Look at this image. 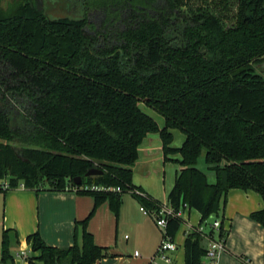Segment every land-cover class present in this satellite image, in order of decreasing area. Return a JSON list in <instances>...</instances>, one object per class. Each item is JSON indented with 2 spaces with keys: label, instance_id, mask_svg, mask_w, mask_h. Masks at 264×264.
Segmentation results:
<instances>
[{
  "label": "trees",
  "instance_id": "obj_1",
  "mask_svg": "<svg viewBox=\"0 0 264 264\" xmlns=\"http://www.w3.org/2000/svg\"><path fill=\"white\" fill-rule=\"evenodd\" d=\"M4 1L0 180L95 198L76 222L73 246H50L39 232L27 237L43 264H95L110 256L88 223L106 201L118 215L124 194L140 189L133 168L150 133H159L165 161L180 168L168 198L174 208L187 204L200 222L223 221L230 190L264 199V75L257 68L264 61V0H70L80 15L58 17L46 3ZM142 105L163 116L164 126ZM174 129L185 135L180 147L172 146ZM201 156L214 182L197 166ZM92 168L104 172L86 177ZM132 195L149 211L157 208L147 193ZM251 217L264 226V209ZM181 223L170 219L167 232L175 236ZM9 241L5 230L3 262L13 258ZM207 243L189 233L185 264H208Z\"/></svg>",
  "mask_w": 264,
  "mask_h": 264
},
{
  "label": "crops",
  "instance_id": "obj_2",
  "mask_svg": "<svg viewBox=\"0 0 264 264\" xmlns=\"http://www.w3.org/2000/svg\"><path fill=\"white\" fill-rule=\"evenodd\" d=\"M148 113L161 127L164 126L165 119L160 120L156 115ZM172 132L174 135V130ZM172 146L180 147L174 146L173 143ZM173 156L171 155L170 158L179 159L175 158V154ZM166 162L159 133L148 134L139 146V157L133 168L132 181L135 186L159 202L168 201L180 169L179 166L174 165L173 179L163 189L159 188L158 184L153 183L155 169L158 166V172L163 171L165 184V171L160 170L165 168ZM156 180L159 183V179ZM214 181L215 177L213 181L210 180V182ZM5 183L9 181L0 180V191L3 192V195L0 194L3 202V230L9 231V236H16L23 249L30 245L27 237L36 232H39L50 246L68 248L75 244L76 222L85 219L94 208L95 198L92 195L79 194L76 189L71 188L62 191L45 189L37 191L21 185L3 190L2 186ZM229 193L231 198L223 212V224L227 229L226 249L220 253L218 264H264V226L251 217L253 212L264 209V199L258 192L252 190L232 189ZM141 205L138 198L132 194L124 195L115 225L113 215L115 212L110 203L106 201L98 207L96 214L88 223V231L93 234L97 245L108 249L110 256L102 259L104 262L110 263L112 258L116 260L120 255L113 246L117 247V234L121 226L126 240L131 239L132 235L135 241L138 238L143 240L145 247L140 250V256L134 254L133 256L144 258V264H149V258L160 244L162 230L156 225L152 215L141 211ZM191 209L188 208L184 212L187 221L186 230L189 225H198L201 220L200 212L197 210L199 215L194 217ZM181 227L182 224L179 229ZM178 232L179 230L175 235ZM185 239L184 232L175 240L178 249L172 254L171 264H185ZM78 241L81 242V238ZM134 249V252L138 251L137 248ZM130 251L132 253L133 249L130 248ZM34 252L36 257H29V262L34 263V260L39 259L40 253Z\"/></svg>",
  "mask_w": 264,
  "mask_h": 264
},
{
  "label": "rangeland",
  "instance_id": "obj_3",
  "mask_svg": "<svg viewBox=\"0 0 264 264\" xmlns=\"http://www.w3.org/2000/svg\"><path fill=\"white\" fill-rule=\"evenodd\" d=\"M13 1H16V0H5L3 3V6L7 7L10 4H12ZM35 1L37 2V4L39 3L40 7H42L44 5V3H46L44 5V9L48 8V12L52 16H55V17L65 16L68 14L73 15V16L80 15L79 14L80 11H79V8L77 6H75V5L68 6L66 4L65 1H70V0H35ZM75 1H77V0H75ZM90 16H91L92 20L98 22V20H96L97 18H99V15L97 13L92 12V13H90ZM142 107L147 112H150V113L156 115L160 120H164V117L161 116L160 114H158L155 110H153V109H151L145 105L144 106L142 105ZM184 139H185L184 133L180 129H174L173 145L174 146H180L183 143ZM176 157L180 158V155L177 153V154H175V158ZM174 165H177V167L179 166L176 162L167 161L165 168L160 170V171H162V170L165 171V180H164L165 184L163 183V174L164 173H163V171L158 172V166H157V168L155 169V177L153 178V183L155 185L158 184L159 188L162 187V189L164 188V186H167L171 182V180L173 179V176H174L173 167H174ZM197 166L208 174L209 180H211V181L214 180V173H213V171L208 169L204 156H201L199 158ZM156 179H159V183L157 182ZM0 194L3 195V192L0 191ZM129 194H130L129 192H126L124 195H129ZM230 198H231V194L229 193L227 196L226 204L222 207L221 214H223L226 206L228 205V201ZM110 210H111V208H110ZM191 210H192L191 211L192 216L198 217L199 214H198L197 210L194 208H192ZM95 214H96V212H95ZM113 215H114V225H115L117 223L116 219H118L119 216H117L115 213ZM181 224H182L181 229H179V232L177 233V235L174 236L175 240L180 237V233H181V235H183L186 228H187L186 222H183ZM121 229H122L121 226H119L118 234H117V236H118L117 237V243H118L117 247H116V245L113 246L114 250H116V252H118L120 255L117 257L116 260H114L112 258L110 263H106L103 260H100V261H97L95 264H144V262H145L143 260L144 258H135L133 256V254H134V250H135L134 248H137V250L139 252H140V250L142 251L143 248L145 247V243L140 238H138L135 241L132 234H131L132 235L131 239L126 240L124 235H123L124 233L121 231ZM74 230H75V228H74ZM3 231H4L3 230V202L1 201V196H0V264H31L29 262V260L21 259L17 256V254L19 252H21L23 247H22L19 239H17L16 236H14V235H10V241H9V245H8L10 254L13 256V258L9 257L5 262L2 261L1 256H2V251H3ZM161 238H162V236H161ZM130 248L133 249L132 253H130L131 252ZM26 249L29 251L28 254H29L30 258L36 257L35 252L32 249L31 243ZM34 263L35 264H43V262L40 259H37L36 261L34 260ZM161 264H164V263H161Z\"/></svg>",
  "mask_w": 264,
  "mask_h": 264
},
{
  "label": "built area",
  "instance_id": "obj_4",
  "mask_svg": "<svg viewBox=\"0 0 264 264\" xmlns=\"http://www.w3.org/2000/svg\"><path fill=\"white\" fill-rule=\"evenodd\" d=\"M24 187L23 184H21ZM4 189L11 188L9 183H5L2 186ZM89 189V187H85ZM90 189L92 190H108L113 189L116 191H121L120 187L117 188H105L92 186ZM130 194H134L136 196H146V193L140 189L131 188L129 190ZM189 206L184 204L182 208L176 209L172 206V204L167 202H159L157 203V208L151 212L144 205H141L140 209L145 214L152 215L154 217L156 225L162 230V238L160 244L156 250V252L149 258V264H161L173 263L172 254L177 251L178 244L175 241L174 236L170 235L167 232V226L170 219H178L182 223L187 222L185 218V210L188 209ZM192 231L198 232L207 240V251L205 254V260L208 264H218L219 256L222 251L226 249V237L225 235H221V232L224 234L227 233V229L224 227L223 221L218 217H212L210 219L205 220L204 222H199L198 225H189L188 229L185 231V236L187 237L189 233ZM127 237V236H126ZM135 256H140L139 251L134 252ZM17 256L21 259L28 260L29 254L26 249H22L21 252L17 254Z\"/></svg>",
  "mask_w": 264,
  "mask_h": 264
},
{
  "label": "water",
  "instance_id": "obj_5",
  "mask_svg": "<svg viewBox=\"0 0 264 264\" xmlns=\"http://www.w3.org/2000/svg\"><path fill=\"white\" fill-rule=\"evenodd\" d=\"M257 68L264 75V61L258 64ZM103 172L104 171L102 169L92 168L86 173V177L100 175L103 174ZM74 181L77 185H80L82 183V177L78 176L74 179Z\"/></svg>",
  "mask_w": 264,
  "mask_h": 264
}]
</instances>
